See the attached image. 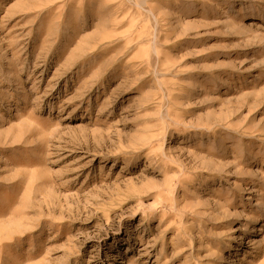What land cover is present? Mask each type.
I'll list each match as a JSON object with an SVG mask.
<instances>
[{"label":"rangeland","instance_id":"1","mask_svg":"<svg viewBox=\"0 0 264 264\" xmlns=\"http://www.w3.org/2000/svg\"><path fill=\"white\" fill-rule=\"evenodd\" d=\"M0 264H264V0H0Z\"/></svg>","mask_w":264,"mask_h":264}]
</instances>
